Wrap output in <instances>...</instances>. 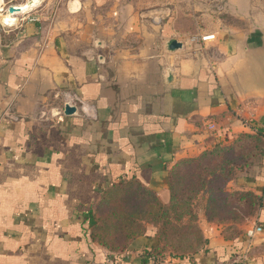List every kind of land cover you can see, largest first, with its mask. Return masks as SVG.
<instances>
[{"label": "crops", "instance_id": "crops-1", "mask_svg": "<svg viewBox=\"0 0 264 264\" xmlns=\"http://www.w3.org/2000/svg\"><path fill=\"white\" fill-rule=\"evenodd\" d=\"M3 2L7 15L33 0ZM245 4L41 0L0 25V264H264V232L247 236L264 228V157L229 185L262 199L256 215L233 224L200 210L204 243L185 253L153 226L108 252L83 214L119 179L168 203L177 163L264 128V28L224 23L228 6ZM173 39L183 48L169 51Z\"/></svg>", "mask_w": 264, "mask_h": 264}, {"label": "trees", "instance_id": "trees-1", "mask_svg": "<svg viewBox=\"0 0 264 264\" xmlns=\"http://www.w3.org/2000/svg\"><path fill=\"white\" fill-rule=\"evenodd\" d=\"M251 126L253 134L243 133L177 163L168 172V203L135 178L111 182L92 211L83 213L85 224L90 219L95 222L86 227V236L108 252L119 254L153 226L156 237L174 241L177 248L181 241L175 236L183 238L188 249L200 247L204 243L196 211L200 204L208 221L246 223L262 207V199L252 192H231L229 185L254 159L264 157V128Z\"/></svg>", "mask_w": 264, "mask_h": 264}, {"label": "rangeland", "instance_id": "rangeland-1", "mask_svg": "<svg viewBox=\"0 0 264 264\" xmlns=\"http://www.w3.org/2000/svg\"><path fill=\"white\" fill-rule=\"evenodd\" d=\"M237 2H240V0H237ZM245 3H246L245 8L241 9L240 11L237 10L238 11L237 14L236 13L232 14V13H234V11L236 9H234L231 5H230V7L228 6V12H225V15H224L225 17L227 16V18L224 22L225 28L228 27L230 29H244V30H249V29H253L256 27L264 28V0H245ZM234 7H239V6L235 5ZM3 10L4 9L2 8V11ZM0 18L3 19L2 12L0 14ZM3 21H4V19H3ZM0 22H1V20H0ZM201 23L204 24V27L205 26H207L208 28L214 27L212 25V21H209L207 19H203L201 21ZM200 32L202 33V35H205L204 34L205 31H200ZM200 210H204L202 204H200L196 207V211L198 213V218H199ZM175 239H179L181 241V248H177L178 244L175 243L174 241L166 242V243L175 252L185 253V251L188 250V248H189L188 243H186V241H184L183 238H176V236H175Z\"/></svg>", "mask_w": 264, "mask_h": 264}, {"label": "water", "instance_id": "water-1", "mask_svg": "<svg viewBox=\"0 0 264 264\" xmlns=\"http://www.w3.org/2000/svg\"><path fill=\"white\" fill-rule=\"evenodd\" d=\"M28 6L29 8L34 6V3H30ZM7 11L10 15H16V14L19 15L21 13H24V10L21 7H16V6L9 7ZM181 48H183V44L175 39L171 40L168 44V50L172 52L178 51ZM172 79H173V75L172 73H170L169 82H172ZM76 112L77 109L72 106H67L65 109V115L67 116H73Z\"/></svg>", "mask_w": 264, "mask_h": 264}, {"label": "built area", "instance_id": "built-area-1", "mask_svg": "<svg viewBox=\"0 0 264 264\" xmlns=\"http://www.w3.org/2000/svg\"><path fill=\"white\" fill-rule=\"evenodd\" d=\"M7 12H8V11H7ZM8 15H10V14L8 13ZM12 16L14 17V19H16V22H15V23L1 22L0 25H1L3 28H7V29L13 28V27L17 24V22H18V14H16V15H12ZM200 39H201L203 42H205V41H207L208 37H201ZM195 40H197V38H194V41H195ZM245 124H246V125H250V123L247 122V121L245 122ZM208 128H209L211 131H216V130H217V129H216V125H214V124L209 125ZM263 232H264V228L261 227V226H257V227H255V228L249 230V231L247 232V236H248L249 238H254V237L257 236V235L262 234Z\"/></svg>", "mask_w": 264, "mask_h": 264}, {"label": "bare ground", "instance_id": "bare-ground-1", "mask_svg": "<svg viewBox=\"0 0 264 264\" xmlns=\"http://www.w3.org/2000/svg\"><path fill=\"white\" fill-rule=\"evenodd\" d=\"M41 0H33V3L37 6V4L40 2ZM29 2V1H28ZM29 4V3H28ZM4 6V2L3 0H0V14L2 12V8ZM24 12L29 10V6L28 5H21L20 6ZM3 19L5 22L7 23H15L16 19H14V17L12 15H3Z\"/></svg>", "mask_w": 264, "mask_h": 264}]
</instances>
